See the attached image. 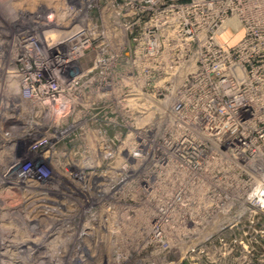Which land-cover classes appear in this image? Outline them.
I'll list each match as a JSON object with an SVG mask.
<instances>
[{"label": "rangeland", "instance_id": "rangeland-1", "mask_svg": "<svg viewBox=\"0 0 264 264\" xmlns=\"http://www.w3.org/2000/svg\"><path fill=\"white\" fill-rule=\"evenodd\" d=\"M134 4L135 0H0V245L9 248L0 255V264H264V208L249 206L240 191H234L235 204L225 207H216L218 198L188 205V220H174L167 227L166 242L154 234L163 224L156 222L157 209L163 208L170 191L147 188L151 178L165 185L167 168L157 156L165 151L169 128L160 116L175 94L164 90V77L149 78L153 70H165L164 47L155 67L147 57L148 45L141 47L136 61ZM82 20L92 45L76 62V72H101L107 85L85 83L83 105L70 102L75 94L66 91L67 108L45 116L44 127L65 137L56 144L54 161L44 163V172L29 180L32 190L20 179L5 182L1 174L14 160L4 156L2 146L7 116L18 115L23 126L31 127L44 115L27 102L21 106L26 98L20 84L18 58L25 54L20 39L35 37L44 55L65 56L64 38ZM176 81L175 86L181 80ZM11 103L19 106L11 110ZM101 103L106 105L102 114L108 118L107 140L72 124L76 115L84 118L88 109ZM138 148L142 157L134 155ZM21 150L35 155L27 144ZM43 180L47 182L40 183ZM251 181L254 186L255 179Z\"/></svg>", "mask_w": 264, "mask_h": 264}, {"label": "built area", "instance_id": "built-area-1", "mask_svg": "<svg viewBox=\"0 0 264 264\" xmlns=\"http://www.w3.org/2000/svg\"><path fill=\"white\" fill-rule=\"evenodd\" d=\"M132 12L138 27L136 61L142 56L141 47L148 45L147 57L155 67L164 47L165 70H153L149 78L164 77V90L175 94L160 116L169 128L163 139L165 151L157 156L167 168L165 185L151 178L147 188L170 191L163 208L157 209L156 222L163 224L153 233L166 242L167 227L174 220L187 221L184 212L197 199L200 205L218 198L216 207L221 208L235 204L234 191H240L249 206L264 208V0H135ZM230 19H236L242 31L231 44L219 39ZM81 24L85 22L64 38L65 56L44 55L35 37L20 39L25 51L18 58L20 84L26 98L21 106L27 102L44 115L31 127L23 126L26 123L18 115L7 116L2 146L4 156L14 160L4 173L14 170L27 180L44 172L43 164L54 161L56 144L65 137L44 127L45 116L67 108L66 91L75 94L70 102L83 105L85 83L106 87L101 72H76V62L92 45L89 28ZM83 77L86 80L80 84ZM8 106L12 110L19 105ZM105 107L94 104L84 118L76 115L72 124L107 140ZM26 144L34 157L21 152ZM142 152L138 148L134 155L142 157ZM91 167L89 161L87 168Z\"/></svg>", "mask_w": 264, "mask_h": 264}, {"label": "bare ground", "instance_id": "bare-ground-1", "mask_svg": "<svg viewBox=\"0 0 264 264\" xmlns=\"http://www.w3.org/2000/svg\"><path fill=\"white\" fill-rule=\"evenodd\" d=\"M65 13V12H64ZM62 15V14H61ZM52 18V17H51ZM77 26V25H76ZM75 26V27H76ZM58 28V27H57ZM72 30H73V28H72ZM52 31V30H51ZM69 31V30H68ZM67 31V32H68ZM71 31V30H70ZM47 32H49V30L47 31ZM72 32V31H71ZM49 33H51V32H49ZM56 33V32H55ZM54 33V34H55ZM59 33V32H58ZM57 33V34H58ZM67 35V34H66ZM64 33H63V35L61 34V36L62 37H65L66 36ZM52 36V35H51ZM53 38V37H52ZM17 174H19V173H15V171L14 170H10V171H8V172H6V173H4V174H1V176H2V179L5 181V182H9V180H11V179H14V180H18V179H20L21 181H23V184H26V186L28 187L26 190H32L33 189V185L32 184H34V183H32V182H30L29 180H34V179H27V180H25L24 179V176H23V178L20 176V175H17ZM108 178V177H107ZM37 181V180H36ZM38 182V181H37ZM44 182L46 183L47 182V180H43L42 182H40V183H42V184H44ZM107 182V181H106ZM39 183V182H38ZM23 184H21V186H23ZM48 185V184H47ZM58 185V184H57ZM40 186V185H39ZM42 186V185H41ZM52 186V185H51ZM37 187V186H36ZM43 188V187H42ZM46 188V187H45ZM50 188V187H49ZM48 188V189H49ZM35 189V188H34ZM53 190V189H52ZM43 191V190H42ZM48 192V191H47ZM39 193V192H38ZM42 193V192H41ZM46 193V192H45ZM35 194V193H34ZM49 197V196H48ZM44 199V198H43ZM42 200V199H41ZM70 202V201H69ZM44 204V203H43ZM71 204V203H70ZM47 212V211H46ZM74 218V217H73ZM35 225V224H34ZM36 226V225H35ZM37 227V226H36ZM36 227H34L33 226V230H34V228H36ZM51 227V226H50ZM63 227V226H62ZM52 230V229H51ZM86 234V233H85ZM89 234V233H88ZM8 246V245H7ZM10 246V245H9ZM6 247V246H5ZM5 247H3L2 245H0V255H3L4 254V249H5ZM24 247V246H23ZM7 250H9V248H6ZM5 249V250H6ZM6 250V251H7ZM31 250V249H30ZM23 251V250H22ZM10 254V253H9ZM31 254V253H30ZM30 256H28V258H29ZM20 259V258H19ZM22 259V258H21ZM24 259V258H23ZM26 260V259H25ZM32 260V259H31ZM34 260V259H33ZM38 260V259H37ZM2 262V261H1ZM11 262V261H10ZM22 263V262H21ZM17 264V263H16Z\"/></svg>", "mask_w": 264, "mask_h": 264}, {"label": "crops", "instance_id": "crops-1", "mask_svg": "<svg viewBox=\"0 0 264 264\" xmlns=\"http://www.w3.org/2000/svg\"><path fill=\"white\" fill-rule=\"evenodd\" d=\"M240 31V32H239ZM226 33H230V39L222 40L221 37L224 36ZM242 36V31L239 25V22L236 19H230L227 25L222 29L219 39L223 42H236ZM230 41V42H229Z\"/></svg>", "mask_w": 264, "mask_h": 264}]
</instances>
